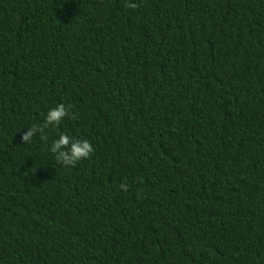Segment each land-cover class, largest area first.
Wrapping results in <instances>:
<instances>
[{
  "label": "trees",
  "instance_id": "1",
  "mask_svg": "<svg viewBox=\"0 0 264 264\" xmlns=\"http://www.w3.org/2000/svg\"><path fill=\"white\" fill-rule=\"evenodd\" d=\"M128 2L0 0V264H264V0Z\"/></svg>",
  "mask_w": 264,
  "mask_h": 264
},
{
  "label": "clouds",
  "instance_id": "2",
  "mask_svg": "<svg viewBox=\"0 0 264 264\" xmlns=\"http://www.w3.org/2000/svg\"><path fill=\"white\" fill-rule=\"evenodd\" d=\"M125 7L135 10L138 8V5L129 0V2L125 4ZM65 118H74L71 107L65 106L62 103L58 104L48 111L45 122L42 125L33 124L24 132L21 137L22 142L27 144L37 136H39L41 140H47V136L44 135L45 130L49 128L59 129L60 124ZM51 152L55 154V158L60 164L75 167L78 162L90 158L95 152V148L87 139H77L67 133L61 132L58 134V139L52 143ZM130 187L131 185L126 182L120 185L122 191H128ZM139 195L138 193V196Z\"/></svg>",
  "mask_w": 264,
  "mask_h": 264
}]
</instances>
